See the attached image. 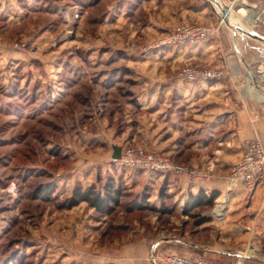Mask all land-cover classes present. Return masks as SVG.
I'll return each instance as SVG.
<instances>
[{"label": "crops", "instance_id": "0c3cea01", "mask_svg": "<svg viewBox=\"0 0 264 264\" xmlns=\"http://www.w3.org/2000/svg\"><path fill=\"white\" fill-rule=\"evenodd\" d=\"M254 1L140 0L137 7H124L122 0L92 1L97 2L94 7L104 4L102 13L94 16L97 26L104 29L99 42L102 50L84 54L108 66L118 59L124 60L121 70L114 65L103 70L105 92L116 88V75H122L130 83L120 100L104 101L103 107L107 106L110 111L103 115L104 127L93 134V138L106 143V155L114 162L116 173L120 172L119 156L129 145L160 153L175 163L191 165L206 174L196 180L185 175L147 171L126 170L119 174L136 195L149 194L145 200L149 206L163 211L149 213L168 217L170 221L174 214L183 216L181 210L189 194L200 189L206 193L219 192L214 206L202 213L208 217L207 221L193 225L190 221L180 223L176 218L177 223L170 225L173 229L170 239L162 237L154 241L150 235H142L135 242L119 245L114 242L109 247L100 244V251L114 252L108 256L107 264H152L149 260L152 251L163 250L165 246L188 255L203 256L213 264H233L240 260L246 264H264V187L259 183L248 190L241 181L228 179L231 165L242 154L244 141L257 139L264 146V86L249 66L253 59H264V50L253 52L244 34H236L231 29L225 31L223 25L214 38L195 46L179 49L158 46L153 51L134 47L141 38L147 40L150 30L170 28L179 22L215 25L221 19L219 6L258 7ZM46 5L47 0H0V63L22 58L19 53L7 50L3 27L20 23L22 7ZM122 20L137 38L128 36L130 39L125 40L130 43L128 48L124 53H117L109 45L117 41V28ZM187 62L223 67L228 77L207 82L181 80L178 69L181 63ZM260 75L264 80V70ZM107 169L114 174L112 167ZM161 188L166 193L163 199L158 196ZM223 197L225 202L218 210L217 203ZM131 203L129 210L135 209L136 202ZM153 225L158 230L166 227Z\"/></svg>", "mask_w": 264, "mask_h": 264}, {"label": "rangeland", "instance_id": "374dc122", "mask_svg": "<svg viewBox=\"0 0 264 264\" xmlns=\"http://www.w3.org/2000/svg\"><path fill=\"white\" fill-rule=\"evenodd\" d=\"M92 1L47 0L46 7H22L20 23L2 29L7 50L22 58L0 63V264H107L108 256L114 252L100 251V244L109 247L114 242H135L142 235H150L154 241L170 239V225L177 223L176 218L180 223L189 221L179 214H174L170 221L149 213L150 210H129V200L136 193L119 174L134 170L119 163L117 174L114 162L106 155V143L93 138L94 131L104 127L103 115L110 111L103 107L104 101L120 100L130 83L116 75V88L105 92L103 70L113 65L121 70L124 60L118 59L108 66L84 54L102 50L99 42L104 29L97 26L94 16L102 13L104 4L94 7L100 0ZM137 1L140 0H122L124 7H137ZM254 3L259 6L227 7L230 14L222 25L225 31L243 34L236 29L238 25L257 35L259 38L244 34L250 49L257 53L264 50V18L257 19L264 9V0ZM74 10L78 17L66 22L64 14ZM247 14L252 15L249 20ZM120 23L117 41L109 46L124 53L130 44L125 40L128 36L136 39L137 34L131 32L124 20ZM171 28L150 30L147 40L141 38L134 47L155 50L158 46L153 43ZM14 43H24L25 47L15 48ZM229 50L235 53L231 46ZM262 63L264 59L249 63L257 80L256 69ZM186 65L215 66L187 62L181 63L178 70ZM110 167L114 174L107 169ZM108 175H114L122 188L120 204L112 213L98 214L86 202L64 207L76 184L98 185L96 178L103 182ZM39 185L52 187L50 198L44 196L45 190L41 196L37 194ZM152 225L166 227L158 230ZM166 247L159 249L160 253L178 252Z\"/></svg>", "mask_w": 264, "mask_h": 264}, {"label": "built area", "instance_id": "2783aa9c", "mask_svg": "<svg viewBox=\"0 0 264 264\" xmlns=\"http://www.w3.org/2000/svg\"><path fill=\"white\" fill-rule=\"evenodd\" d=\"M65 21L70 22L72 18L78 17L77 10L69 11L64 14ZM221 18L215 25L200 23H179L169 29L162 35L153 46H178L187 47L195 46L200 43L209 41L214 38L219 27L222 25ZM13 47L23 48L24 43H14ZM263 68V69H262ZM264 70V63L256 69L259 77V83L264 86V80L260 73ZM178 77L181 80H197V81H222L228 77V72L223 67H201L197 65H186L178 71ZM256 117V114H254ZM119 163L124 167L134 171H147L161 175L188 176L193 180L206 177V174L195 169L188 164H177L172 162L166 156L149 151L141 147L128 146L125 147L118 159ZM229 181H241L248 190L255 188L257 184L264 187V146L257 140H246L242 145V154L235 161L229 171ZM225 197L217 203L218 210L223 206ZM153 264H213L203 256L192 257L176 252H163L153 250L149 257ZM233 264H245L243 260L236 261Z\"/></svg>", "mask_w": 264, "mask_h": 264}, {"label": "trees", "instance_id": "16d2710c", "mask_svg": "<svg viewBox=\"0 0 264 264\" xmlns=\"http://www.w3.org/2000/svg\"><path fill=\"white\" fill-rule=\"evenodd\" d=\"M96 182L98 183V185L95 183H92L88 186L76 184L73 187L70 196L64 203V207L71 208L73 206H76L80 202H86L88 206L93 208L98 214L107 215L112 213L114 209L120 204V198L122 197L121 185L116 183L114 177L110 175H108L106 179L103 180V182H101L100 177H97ZM42 191H44V193L46 194L44 195L45 197L50 198L52 187H50V185L48 187L47 185H39L37 187V194L41 196ZM218 195V191H211L209 193H206L203 189H200L195 194H189L182 207V215L188 217L190 223H192L193 225L202 224L203 222L208 220V217L202 215V213L214 206L215 200ZM147 196L149 195L146 192H143V194L141 195H134L129 203L135 201V209L138 210L163 212L161 209H156L149 206L148 203L145 202ZM158 196L160 199L166 197L165 189L161 188L159 190ZM176 250L178 251L176 253L185 254L181 253L183 251H180L179 249ZM189 256L196 257L200 255Z\"/></svg>", "mask_w": 264, "mask_h": 264}, {"label": "water", "instance_id": "95a60500", "mask_svg": "<svg viewBox=\"0 0 264 264\" xmlns=\"http://www.w3.org/2000/svg\"><path fill=\"white\" fill-rule=\"evenodd\" d=\"M219 10H220V17L227 22L228 20V16L230 14L229 12V9L227 7H221L219 6ZM264 18V9L261 11V13L258 14L257 16V19L258 21H262V19ZM229 24V23H228ZM236 29L240 32H243V34H246V35H250L251 37H254V38H259L257 35L245 30V29H242L240 26H236Z\"/></svg>", "mask_w": 264, "mask_h": 264}, {"label": "bare ground", "instance_id": "6f19581e", "mask_svg": "<svg viewBox=\"0 0 264 264\" xmlns=\"http://www.w3.org/2000/svg\"><path fill=\"white\" fill-rule=\"evenodd\" d=\"M253 11V10H252ZM252 15L251 14H247L245 17H246V19H250V17H251Z\"/></svg>", "mask_w": 264, "mask_h": 264}]
</instances>
